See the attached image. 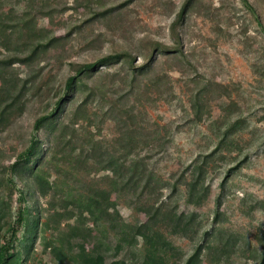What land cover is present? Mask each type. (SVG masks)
<instances>
[{"label": "rangeland", "instance_id": "obj_1", "mask_svg": "<svg viewBox=\"0 0 264 264\" xmlns=\"http://www.w3.org/2000/svg\"><path fill=\"white\" fill-rule=\"evenodd\" d=\"M28 1L7 0L3 13L10 23L17 17L22 22ZM51 1L52 18L38 13L41 0L31 11L43 39L63 43L45 53L40 63L16 64L9 72L21 84L33 81V88L23 97V112L0 125V244L8 240L3 235L17 223L19 213L30 211L40 230L23 264H60L47 244L57 243L60 228L66 231L69 224L80 223L73 217L54 219L44 230L50 211L65 206L73 210L72 199L82 203L83 196L103 189L111 192L110 203L121 217L118 223L128 230L148 223L153 210L162 209L154 231L157 240L168 243L169 248L156 256L163 264H186L199 246L203 249L198 264H258L264 255V0ZM184 5L185 17L177 28L183 52H172L177 48L172 24ZM109 10L110 18H94ZM152 42L164 51L154 62L147 56ZM120 52H129L134 63L99 68L85 76L88 89L72 94L57 126L37 133L44 152L37 165L53 187L42 196L28 173H11L12 165L31 149L35 121L48 115L62 96L66 80L75 74L72 64L93 63ZM8 55L12 54L0 47V60ZM148 65L130 85L128 73ZM198 93L204 100L202 114L193 108ZM130 113L137 124L132 145L122 143L119 130V119ZM101 154L120 164L142 161L147 178L157 187L145 190L139 182L130 189L123 180L115 186L121 178L93 160ZM197 166L204 171L207 190L201 206L188 203L187 182ZM11 178L15 183L10 185L6 179ZM182 215L185 221H195L180 234L170 218L178 221ZM25 223L18 230L20 247L29 235ZM114 225L98 229L89 221L80 229L85 233L89 228L98 243H105L99 262L141 263L148 250L144 240L139 237L132 249L117 251ZM82 241H73V248ZM222 244L228 245L227 256ZM65 246L67 251L70 245ZM92 247L88 240L86 251ZM73 260L68 256L64 264Z\"/></svg>", "mask_w": 264, "mask_h": 264}, {"label": "trees", "instance_id": "obj_2", "mask_svg": "<svg viewBox=\"0 0 264 264\" xmlns=\"http://www.w3.org/2000/svg\"><path fill=\"white\" fill-rule=\"evenodd\" d=\"M36 0H29L28 5L26 6V10L22 14V22L19 21L18 17L16 18V22L10 23L9 19L5 17L3 13V7L6 4L7 0H0V47L5 49L8 53L12 55L6 56V60H0V80L2 81V86H0V125L4 124L5 120L10 118L14 114H21L23 112L24 107V100L23 97L26 94H29V91L33 88V81L27 80L23 82V84L17 82L14 77L15 73L13 72L14 65L22 64L33 66L34 63H40L42 56L47 53L49 50L54 48L56 44H61L63 41L57 38H48L43 39L41 33L38 32V23L36 22V17L32 13V7ZM41 6L39 7L38 13L42 17H50L54 16L55 10L52 7L53 1L51 0H41ZM247 2V1H246ZM184 5L182 10L176 17V20L172 24V32L175 36V40L177 41V48L174 51H178L180 53L183 52V43L178 34V26L181 25L182 21L185 17L186 7ZM251 11L255 13V9L253 6H249ZM64 11V10H63ZM108 12H98L95 13L94 18L98 19H108L112 14L113 10H109ZM19 22V23H18ZM18 40L17 43H14L13 38ZM152 51L151 55H147L150 57V61L154 62L155 55H160L164 51L161 50L158 43L155 42L151 44ZM171 52V51H167ZM135 61V57L132 56L129 52H120L116 54H111L108 56H104L93 63H88L84 65H75L72 64L71 66L74 67L75 74L68 77L66 80V84L64 87V91L62 96L58 98V100L54 103L53 109L50 111L48 115H44L38 118L34 124V131L36 135L32 139L31 149L23 154V157L20 160L16 161L11 167L12 175H17L23 173H28L29 176L33 177L36 181L40 194L42 196H48V194L52 190L51 184L46 181V179L40 174V167L37 163H41L43 161L44 152L41 151L39 148L41 143L37 137V133L40 130L44 129L45 127L55 128L57 125V117L59 119V114L62 113L66 104L72 97L73 93H77L86 87L84 82V77L92 76L96 72H98L102 68L112 67L118 64H133ZM147 67H141L138 69H133V71L128 73L127 76L130 77L128 83L132 86L138 81L140 76H142L145 70H148ZM8 74V77L5 76ZM12 74V78H9ZM35 82V81H34ZM35 86V85H34ZM85 89H88L86 87ZM93 89V88H92ZM93 93H90L86 96L84 103L86 104L90 98L92 97ZM198 101L193 103V108L196 110V113L202 114V110L204 109V104H200L201 101L203 103V96L202 94L198 93L195 97ZM84 104V105H85ZM83 106V105H82ZM81 106V107H82ZM135 115L131 113L127 117H122L119 121H122L123 124L121 125L119 130L123 134L120 137L122 143H128V145H132V136L134 132H136L137 124L135 122ZM158 141V140H155ZM132 147V146H131ZM131 148L130 151L131 152ZM43 156V157H42ZM35 159V164H34ZM98 164L104 165V170L112 171L115 178H121L120 180H115L114 185H119L118 182L123 180L124 187L135 189L139 182L143 183V189L150 190L155 189L157 184L152 183V180L147 178V173L144 167V164L141 163L142 161H135L133 160L131 163L121 162L114 158L113 156H109L108 159H105L104 155H99V158L95 160ZM107 160V161H106ZM125 171V172H123ZM199 171V173H198ZM193 179L187 182L188 186V203L195 204L196 206H201L204 201H206V191L204 190V183L202 182V176L204 171L202 167H196L193 171ZM8 184H14L15 179H6ZM22 194V200L25 202V193ZM111 192L106 190H93L90 192V195L83 196L82 203L78 202V200L72 199V205H74L73 210H69L66 206L63 208L56 209L55 207L52 208L49 214L48 222H46L44 230L49 225L50 220H68L76 218L77 222L80 223V227L76 224H69L68 229L64 231V229L60 228V232L58 233V241L57 243L48 242L47 248L50 249L51 254L57 259V262L60 264L65 263V259L72 258L74 259L72 262L73 264H163L161 259L159 262L156 259L157 252H164L167 250L168 243L166 241L161 242V240H157V233H155L154 225L157 223V217L162 212V209H157L149 217V222L140 225L126 228V226L119 225L121 217L119 216V212L117 211L115 205L110 203ZM77 202V203H76ZM5 204V202H3ZM113 209L114 211H112ZM170 215H175V212L169 213ZM27 215V218L24 216ZM17 219V223L10 224L6 232L4 233V237H7V241L5 243L0 244V264H23L26 262V259L32 254L33 250V243L37 236L38 229V218L33 217L30 211L22 210L19 213ZM69 217V218H65ZM171 219V224L174 227L176 232H180L183 234L188 227H190L191 223L194 222V218L190 217L188 221L184 220V215L178 218L176 221L174 218ZM27 226V231L29 232L28 238L25 239L22 243V247H20L17 242L19 241L18 238V230L20 226L24 223ZM92 221L93 224L99 229V227H103L107 224L114 225L113 229L118 230L119 233V242L116 245V250L121 251L125 248L132 249V246H135V242L137 243L138 238L141 237L144 240L145 248H147V253L145 254L144 260L141 263L131 262V260H115L110 263L99 262L102 260V255H105L101 250L104 242L100 241L98 243L97 237L90 233L89 228L84 229L85 233H82L80 229L82 226L85 225V222ZM2 226L0 227V230ZM82 238V242L77 247L78 249L75 250L72 246V242L75 240H79ZM93 243V247L86 251L85 245L87 241ZM71 242V244H70ZM69 244L70 247L66 250V246ZM226 246V248L222 247V253L224 256L228 255V245L222 244ZM16 246H19L17 248ZM211 248V246H207ZM202 246H199L195 253L187 260L186 264H198V260L201 258L202 253ZM26 256V259H25ZM157 260V261H156ZM258 264H264V255L259 261Z\"/></svg>", "mask_w": 264, "mask_h": 264}]
</instances>
